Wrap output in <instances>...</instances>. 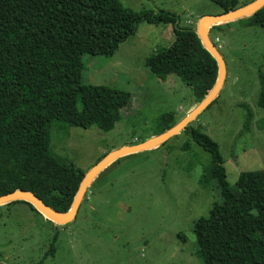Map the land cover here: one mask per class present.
Wrapping results in <instances>:
<instances>
[{"label": "rangeland", "instance_id": "rangeland-1", "mask_svg": "<svg viewBox=\"0 0 264 264\" xmlns=\"http://www.w3.org/2000/svg\"><path fill=\"white\" fill-rule=\"evenodd\" d=\"M120 1L135 11H170L183 28L197 29L203 16L223 13L210 0ZM238 1L242 7L255 0ZM246 19L212 25L210 36L227 77L216 101L192 122L219 144L233 187L241 173L264 171V130L257 126L264 118L258 105L264 26ZM196 52L192 37L180 39L172 26L146 22L124 43L89 42L84 82L127 91L131 103L110 132L54 123V153L88 172L111 152L155 137L163 116L180 122L198 106L193 89L176 74L155 77L146 62L156 55L183 72ZM244 105L255 116L248 131ZM189 140L181 132L157 148L110 164L89 187L70 224H55L25 203L1 205L0 264H40L55 234L56 254L42 264H203L195 223L207 218L221 198L216 182L204 179L211 155L194 142L185 149Z\"/></svg>", "mask_w": 264, "mask_h": 264}, {"label": "trees", "instance_id": "trees-1", "mask_svg": "<svg viewBox=\"0 0 264 264\" xmlns=\"http://www.w3.org/2000/svg\"><path fill=\"white\" fill-rule=\"evenodd\" d=\"M210 1L223 13L240 7L238 0ZM246 21L264 26V7ZM144 22L170 25L176 37L195 40V59L183 72L156 55L146 64L159 79L178 75L193 89L199 105L218 80V63L197 29L181 27L174 13L135 11L120 0H0V196L30 191L60 213L71 209L87 172L54 153L52 126L103 132L115 128L131 93L84 82L86 47L89 42L124 43ZM258 105L264 110V74ZM244 107L248 131L255 116ZM178 123L174 115L163 116L156 136ZM257 126L264 130V118ZM182 132L190 136L185 149L194 142L211 155L204 179L216 182L221 198L207 218L195 223L197 256L203 264H264V171L241 173L233 187L219 144L193 123ZM17 203L38 212L24 201L7 205ZM57 242L55 234L40 264L55 256Z\"/></svg>", "mask_w": 264, "mask_h": 264}, {"label": "water", "instance_id": "water-1", "mask_svg": "<svg viewBox=\"0 0 264 264\" xmlns=\"http://www.w3.org/2000/svg\"><path fill=\"white\" fill-rule=\"evenodd\" d=\"M263 7L264 0H255L235 10L224 12L220 15L215 16L206 15L200 19L197 27V35L200 38L204 48L215 58L219 67V77L213 90L195 109H193L186 117H184L171 129L135 146L124 147L111 152L98 163H96L86 173L80 185L79 191L75 197L73 205L67 213H60L54 210L53 208L47 206L34 193L24 190H17L12 193L0 196V206L16 201H24L31 204L38 212H40L44 217L54 222L55 224L67 225L73 222L79 213L89 187L93 184L95 179L103 170H105L110 164L123 156L154 149L165 144L168 140L184 131L185 128H187L192 122H194L218 97L227 77V66L222 54L211 39L210 29L212 25L225 24L244 18H249L256 14Z\"/></svg>", "mask_w": 264, "mask_h": 264}, {"label": "flooded vegetation", "instance_id": "flooded-vegetation-1", "mask_svg": "<svg viewBox=\"0 0 264 264\" xmlns=\"http://www.w3.org/2000/svg\"><path fill=\"white\" fill-rule=\"evenodd\" d=\"M75 221V220H74Z\"/></svg>", "mask_w": 264, "mask_h": 264}]
</instances>
